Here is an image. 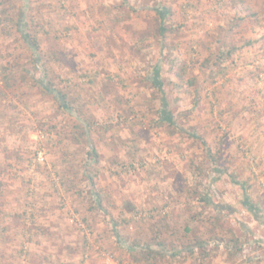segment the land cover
Wrapping results in <instances>:
<instances>
[{
	"label": "rangeland",
	"instance_id": "obj_1",
	"mask_svg": "<svg viewBox=\"0 0 264 264\" xmlns=\"http://www.w3.org/2000/svg\"><path fill=\"white\" fill-rule=\"evenodd\" d=\"M163 1L177 31L162 50L161 0H128L125 8L122 0H0V85L10 83L9 69L19 73L17 64L30 62L26 38L36 37L55 81L68 86L70 98L81 97L75 107L87 116L83 123L54 104L33 68L29 87L6 89L0 264H94L113 255L144 264L130 255L131 244L141 234L145 243L154 238L162 222L176 256L169 261L174 252L166 253L161 264H264V0ZM248 41L225 56L232 44ZM151 105L167 106L181 131L153 127ZM87 123L89 138L82 139L76 126ZM202 140L220 164L205 163L211 208L204 216H215L221 236L232 229L241 238L238 255L217 248L216 239L207 258L185 248L186 223H205L197 216L200 196H191V165L206 161ZM90 148L98 163L89 161ZM91 179L103 190L100 206ZM151 213L157 220L147 224Z\"/></svg>",
	"mask_w": 264,
	"mask_h": 264
},
{
	"label": "trees",
	"instance_id": "obj_2",
	"mask_svg": "<svg viewBox=\"0 0 264 264\" xmlns=\"http://www.w3.org/2000/svg\"><path fill=\"white\" fill-rule=\"evenodd\" d=\"M244 0H231L232 3L234 4H239L241 2H243ZM160 6L165 7L163 8L161 11H158L157 17L159 18V31H160V35H161V49H164V46H166L165 41H166V37L177 31L176 28H174L175 26H169L168 23L166 22V18L168 17V13H170L169 11H171L170 9L168 10L166 8V2H164L163 0H161L160 2ZM128 6V0H122V4L119 7H127ZM168 11V12H167ZM239 19H241V16L237 17ZM19 19V18H18ZM238 25V21L236 20V22ZM20 23V19L18 20V22H16V25L18 26ZM178 29H182V25L179 24L177 26ZM29 49H30V62L27 65H22V64H17L18 68H19V73L21 76H19V73L17 72H13V69H9L8 72L11 73V75L13 77L9 78V82L10 83H5L4 86L0 85V106L3 104L2 103V97L5 96V92L7 90H12L13 88V84L12 83H17V82H23L26 83L25 85L28 86V83L30 81H32L33 79V73H32V68L35 72H37L38 74H40V78L39 81L37 82V85L39 84V86L43 89V93L50 95L53 98L54 104L58 105L60 109L62 110H66L69 113H73V114H78V116L80 118H82V122L86 123V120L84 119V117H87L84 113H82L80 108L75 107V104L77 101H81V97L78 98H70L68 92H67V87L66 88H62V86L57 83L55 81V76H58V73L56 72L55 69L52 68L53 70V74H51V70H50V66L46 65L45 62H47L46 60H44V57L42 56V49L40 47L39 44V40L36 37H29L26 38ZM252 42V41H251ZM250 43V41H248L247 43H242V44H232L226 55L227 58H230L234 52H237V50L241 49L244 46H247ZM223 57L224 54H222ZM31 66V67H30ZM150 73H146V78H147V82L149 84L152 85V87H155L157 92L163 94V89L160 88L158 85H156V81H154V77H152V79L150 78ZM154 76V75H153ZM11 79H14L11 82ZM151 80V81H149ZM195 85V81H193L190 84V87ZM23 87V86H22ZM29 87V86H28ZM7 89V90H6ZM25 89V88H24ZM159 95V94H158ZM70 98V99H69ZM158 98V97H156ZM162 104H166L165 101H162ZM74 105V106H73ZM165 107V106H164ZM167 107V106H166ZM165 107V108H166ZM165 108L164 111L163 110H158L156 108H152L151 105V110L152 113L156 115V123L153 124L155 126H159V125H166L169 126L170 128L173 129H177L178 131H181V128H177L178 124H176L175 122H173L171 115L167 116L165 114ZM165 117V118H164ZM92 127V125L90 123H87L86 126L81 127V126H76V128L78 129V134L79 137L81 136L82 139H84L85 137L89 138L88 136V132L90 130V128ZM189 136V135H188ZM82 143V142H81ZM202 143V147L204 148V152H205V160L201 162L200 164H196L194 162V164L191 165V171L194 174V177L196 179V184H195V189L193 188L192 192H191V196L198 194L200 196V198L197 200L199 205L201 207V212L199 214H197V216H204L206 215V212H204V209L211 208V198L208 196L207 191L204 187V180H203V175H205L206 173H208V170L204 167H206L207 165L205 163H213L216 162L217 167L220 166L219 163V158H218V154L213 155L212 152H209V150H207V142L205 140L201 141ZM207 146V147H206ZM209 148V147H208ZM90 155H89V161L93 160L95 163L99 162V155H98V151L95 148H90ZM236 182V180H234ZM237 183V182H236ZM244 185L247 186L246 182L244 183ZM88 187H89V191H91V193H93V196L97 199L94 201V203H96L97 206H100L104 200L103 195H102V189L97 187L95 182L91 179L88 182ZM246 203L245 205L248 206V208L250 210H253V208H251L250 206V200L251 197L249 196V194H246ZM250 201V202H249ZM249 202V203H248ZM248 203V204H247ZM165 213V212H164ZM197 216H194V219H197ZM149 218L146 220V223H150L153 224L155 222V220H157V214H149L148 216ZM167 219V218H165ZM205 219V216L204 218ZM215 216H212L211 214L207 213V218L204 220L205 223H207V225H212L214 227V229H210L206 228V224H201L203 225L202 228L200 229L199 226L193 225L194 220H191L190 222H187L184 228V237L187 239V247L186 251L188 253V255L193 256L197 251H201L202 255L205 256L206 258L208 257V248L209 246H211V244L213 242H215L214 240L216 239L218 242L214 243V245L219 248L220 247H225V249H227L229 252H234L235 254H239L241 253L244 249H243V242L241 240L240 237L236 236V234L234 233V231L232 229L230 230H226V236L223 237L221 236V234L217 231L219 230V228H222L221 225L218 223L216 224L215 222ZM133 220V219H126L124 221H127L128 223ZM143 220V219H142ZM86 221V220H85ZM163 223V222H162ZM162 223L157 225L158 230H153L154 233V238H150L146 243L144 241H142V236L143 234H141L142 236L136 237L134 238L133 243L131 244V253L130 255L133 256V259L136 263H144V264H161V262H164L166 259V256L168 252H174L172 253V255L169 256V261L174 259V257L176 256L175 253V246L173 245V243H168V237L166 236L165 238H163V235H165L164 231H162L161 226ZM200 225V226H201ZM205 225V227H204ZM117 228V226H116ZM177 228V227H175ZM150 229L152 230V228L150 227ZM223 229V228H222ZM150 230V231H151ZM206 230V231H204ZM224 231V230H222ZM120 237L121 234L118 230L117 233ZM145 234H149L148 231L145 232ZM177 254H179V252H177ZM102 256L104 257V254H102ZM113 257L116 259V257L113 255ZM116 261H118L120 264L123 263L124 260L122 259H116Z\"/></svg>",
	"mask_w": 264,
	"mask_h": 264
},
{
	"label": "built area",
	"instance_id": "obj_3",
	"mask_svg": "<svg viewBox=\"0 0 264 264\" xmlns=\"http://www.w3.org/2000/svg\"><path fill=\"white\" fill-rule=\"evenodd\" d=\"M94 264H120L113 256H105L104 259Z\"/></svg>",
	"mask_w": 264,
	"mask_h": 264
}]
</instances>
